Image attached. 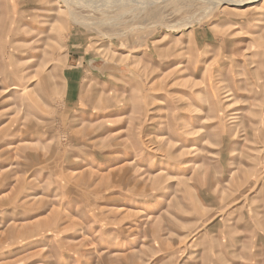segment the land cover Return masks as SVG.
Masks as SVG:
<instances>
[{
    "label": "rangeland",
    "instance_id": "rangeland-1",
    "mask_svg": "<svg viewBox=\"0 0 264 264\" xmlns=\"http://www.w3.org/2000/svg\"><path fill=\"white\" fill-rule=\"evenodd\" d=\"M0 264H264V0H0Z\"/></svg>",
    "mask_w": 264,
    "mask_h": 264
},
{
    "label": "bare ground",
    "instance_id": "bare-ground-1",
    "mask_svg": "<svg viewBox=\"0 0 264 264\" xmlns=\"http://www.w3.org/2000/svg\"><path fill=\"white\" fill-rule=\"evenodd\" d=\"M253 9H255L253 6L246 8V10H253Z\"/></svg>",
    "mask_w": 264,
    "mask_h": 264
}]
</instances>
